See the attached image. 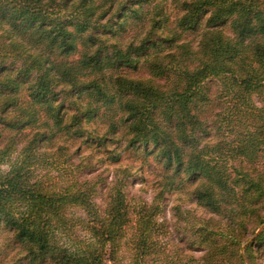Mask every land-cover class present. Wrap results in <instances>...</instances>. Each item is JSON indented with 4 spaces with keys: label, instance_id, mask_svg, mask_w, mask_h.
Wrapping results in <instances>:
<instances>
[{
    "label": "clouds",
    "instance_id": "clouds-1",
    "mask_svg": "<svg viewBox=\"0 0 264 264\" xmlns=\"http://www.w3.org/2000/svg\"><path fill=\"white\" fill-rule=\"evenodd\" d=\"M228 3L0 0V264H264V0Z\"/></svg>",
    "mask_w": 264,
    "mask_h": 264
},
{
    "label": "trees",
    "instance_id": "trees-1",
    "mask_svg": "<svg viewBox=\"0 0 264 264\" xmlns=\"http://www.w3.org/2000/svg\"><path fill=\"white\" fill-rule=\"evenodd\" d=\"M231 5L228 3V0H223V4L221 6L220 9H218V15L220 14V12L225 11L227 8H230ZM254 56L260 60V61H264V48H260L259 46L254 50ZM162 76V73H161ZM144 93L141 92V95H143ZM42 243V242H41ZM59 264H67V261H65V259L63 257L60 258Z\"/></svg>",
    "mask_w": 264,
    "mask_h": 264
}]
</instances>
